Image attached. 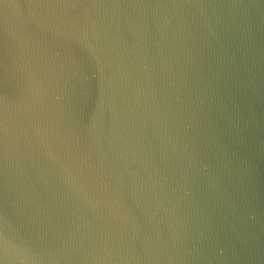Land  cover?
<instances>
[{"label":"water","instance_id":"1","mask_svg":"<svg viewBox=\"0 0 264 264\" xmlns=\"http://www.w3.org/2000/svg\"><path fill=\"white\" fill-rule=\"evenodd\" d=\"M0 264H264V0H0Z\"/></svg>","mask_w":264,"mask_h":264}]
</instances>
